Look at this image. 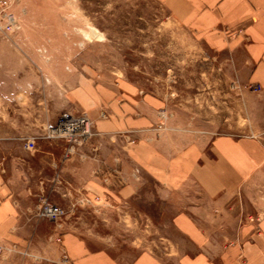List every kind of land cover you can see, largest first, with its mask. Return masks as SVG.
<instances>
[{
  "label": "rangeland",
  "instance_id": "rangeland-1",
  "mask_svg": "<svg viewBox=\"0 0 264 264\" xmlns=\"http://www.w3.org/2000/svg\"><path fill=\"white\" fill-rule=\"evenodd\" d=\"M10 13L18 28L0 30V168L5 165L11 172L12 187H18L21 176L25 188L31 172L39 169L46 184L31 196L29 211L36 216L40 200L47 198L67 213L58 224L43 222L58 229L65 225L93 248H108L128 261L143 250L175 253L173 246L182 244L175 218L193 206V190L169 192L149 175L127 169L125 181H132L134 188L121 200L83 198L76 204H60L66 194L52 185L50 177L57 178V165L90 143L76 147L66 158L68 144L44 136L62 114H86L72 97L84 79L95 86L126 81L142 95L163 101L154 141L166 126L192 133L237 134L244 124V105L232 61L177 22L156 0H11ZM38 134L35 150H26L25 142ZM99 136L94 150L104 157L123 154L133 144L127 132ZM32 160L36 162L31 166ZM101 172L94 175L105 183L116 175ZM119 186L117 191L123 187ZM257 193L256 207L251 204L255 211L264 207V191ZM207 224L211 226V221ZM226 241L225 236L213 238L220 246ZM25 257L26 264L50 263L45 254L26 252Z\"/></svg>",
  "mask_w": 264,
  "mask_h": 264
},
{
  "label": "crops",
  "instance_id": "crops-1",
  "mask_svg": "<svg viewBox=\"0 0 264 264\" xmlns=\"http://www.w3.org/2000/svg\"><path fill=\"white\" fill-rule=\"evenodd\" d=\"M156 1L232 61L244 105L243 128L237 134H214L166 126L154 141L151 137L158 132L163 101L142 95L126 81L95 86L84 79L74 87L72 97L93 122L96 135L89 146L57 165V178L51 175L50 179L66 194L60 204H76L83 198L102 203L121 200L134 188L132 181H125L127 169L149 175L169 192L193 190V206L175 218L182 244L173 246L175 253L143 250L129 261L112 255L108 248H93L65 225L58 229L29 211L31 196L46 184L39 169L31 172L25 188L21 186L25 178L19 176L16 189L4 165L0 168V246L6 250L0 264H26V252L45 254L49 264H264V207L251 208L257 203V191H264V0ZM124 132L133 141L125 153L104 157L94 150L99 135ZM32 138L37 141L41 136ZM96 170L116 175L105 183L95 177ZM119 185L123 187L117 191ZM220 236L227 237L221 246L213 243Z\"/></svg>",
  "mask_w": 264,
  "mask_h": 264
},
{
  "label": "built area",
  "instance_id": "built-area-1",
  "mask_svg": "<svg viewBox=\"0 0 264 264\" xmlns=\"http://www.w3.org/2000/svg\"><path fill=\"white\" fill-rule=\"evenodd\" d=\"M11 0H0V30H14L18 28L17 22L12 13H10ZM255 90L259 91L257 86ZM93 122L86 115L74 116L68 113L62 114L56 125L49 128L44 138L61 140L68 144L65 149V157H70L76 147L89 144L95 137ZM24 148L33 151L36 148V139L32 138L25 142ZM67 213L56 204L51 203L47 198H42L36 207V217L40 220H47L51 223L58 224ZM60 240H58L59 242ZM6 249L0 246V255ZM63 260L67 261V256L63 254Z\"/></svg>",
  "mask_w": 264,
  "mask_h": 264
}]
</instances>
